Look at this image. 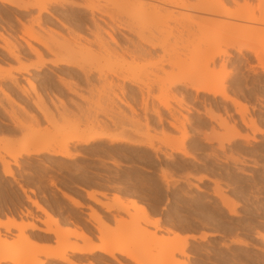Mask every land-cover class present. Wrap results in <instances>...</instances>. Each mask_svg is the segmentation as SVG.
<instances>
[{"label": "rangeland", "instance_id": "374dc122", "mask_svg": "<svg viewBox=\"0 0 264 264\" xmlns=\"http://www.w3.org/2000/svg\"><path fill=\"white\" fill-rule=\"evenodd\" d=\"M20 1L30 3L34 0ZM66 1L83 3L81 0ZM118 1L130 2L132 0ZM206 1L207 8L216 6L213 0ZM224 1L227 4L225 8L228 11H235L240 5L244 6L242 4L245 3V13L264 19V0H235V3H232L231 0ZM193 2V0H187L188 4ZM51 8L53 9L54 6ZM57 9L60 15L58 16L60 19H58L61 21H64L62 17H68L71 14V8L68 5ZM217 9L220 10L222 8L217 7ZM16 13L22 15V21L24 20L23 22L29 25L30 23L28 22L31 16L32 18L36 16V10H30V14H21V12L16 11L13 7L0 4V34L8 42L17 40L21 43L17 39V36L21 35L22 28L15 21L14 16ZM25 14L28 15L26 16ZM181 15L188 16L190 20L199 16L201 19L211 20V23L202 29L199 43L190 46L188 49L185 46L181 48L174 46L173 40L169 42L166 47L168 58L174 60L175 65L165 66V73L189 78L191 82L199 83L202 81L201 83H204L206 80V82H210L211 84L216 82L215 86H223L229 97L240 100L247 108L244 114L246 120L252 119L256 128L264 132V71L254 60L253 53L242 51L238 54L234 49H226L222 43L218 42L221 39L219 35H222L221 32H224L223 30L228 27H238L242 23L236 20H227L204 14L198 15L191 11H179V13L167 17L168 21L166 24L174 35L176 34L175 32L180 31L178 30L179 28L175 27L176 23L174 20H180ZM78 16L74 18L81 21V23L90 24V21L87 20L90 16L89 12L80 10ZM99 18L102 19L100 20ZM95 19L104 29L109 30L106 27L107 25L102 22L104 20L108 23L106 17L102 14H95ZM67 24L66 29L57 24L55 25L57 30L63 35H67L69 30L77 31L70 23ZM184 24L186 25V23ZM34 27L36 26L34 25ZM33 28V32L43 34L45 37L50 33L46 26L42 30L37 29V27ZM262 28L263 33L257 42H241L240 46L243 47L246 44H264V22ZM43 30L45 33L42 32ZM87 32L85 28H82L81 34L90 38ZM113 35L120 40L122 38L124 40L122 42L125 44L127 40L134 39L133 35L128 31L116 30V32H113ZM5 44L4 41L0 40V48L5 47ZM224 49H226L227 54L220 58H215L213 65L208 63L209 69L213 68V71L211 73L208 71L210 74L204 75L202 73L203 67L208 61L210 54ZM90 51L95 52V49L92 47ZM156 53L160 54V51ZM19 54L30 58V60L33 59L31 55L27 54L26 49H20ZM52 58L51 56L44 57L46 61L49 60L48 62ZM128 62L129 59L127 57H121L118 54L111 57H101L94 64V67L99 68L103 73L107 74L108 71L123 67ZM153 62L154 59L148 58L136 61L135 65L149 72ZM222 63L225 65L226 73L224 75L228 74L226 77L218 72L219 66ZM14 66H16V63L8 58L7 54L0 49V70ZM47 67L51 72L44 70L40 74L41 76L38 78L39 86L44 79L49 80V83H51V77H54L52 73L57 72L56 74H60L62 73L61 70L65 68L61 65H58L56 68L52 66ZM150 75L146 72V74L144 73L141 76L140 80L144 84L151 85L155 79ZM95 77L97 78L96 74L94 75ZM164 77L163 74L158 75L160 79ZM77 81L75 80L78 86L76 87L78 88L76 94H70L68 97L61 93L63 88L56 81H53V85L60 87L61 92L59 93L57 90L54 91L55 88L51 89L48 86L46 88L43 86L39 87L40 94L44 98L46 97V102L50 104V114L53 117V114L56 117L58 115V118L51 123H30L22 113L18 112L15 103L12 104L6 101L0 95V103L3 108L8 112L16 113L17 121L25 128L24 131L13 129L8 124L11 122L7 119V115L0 108V138L10 140V147L16 150L23 145L31 130L48 132L52 137L56 136L58 139L63 134L64 136L65 134L69 136V132L76 126L73 123L68 124L69 119L75 120L82 116L81 113L75 110L77 106L80 105L85 110V107L88 108L87 105L97 102L106 104L107 99L112 97L107 90L101 89L99 82L96 83L98 85L94 84L97 90H93L92 94H89L87 91L91 87L87 88L81 81ZM18 82L25 83L24 80L19 78ZM118 84L121 85V82H118ZM156 84H152L150 97L147 100L149 107L151 104H154V107H156L158 101L155 99L161 97L167 100L176 115H178L177 111H179L187 117L189 123L185 125L187 131L185 147L190 154L189 158L174 154L163 145L162 132L168 135L167 139L169 140L180 136L178 130L169 127L167 121L172 120H170L171 118L167 112L165 113V111L163 112L160 109L164 120L162 123H159L151 112H148L145 116L143 115V112L139 109V98L133 102L127 96L126 101L132 105L134 112L132 113L129 108L121 106L122 109L120 111L123 113L121 114L119 111L120 114L118 112L119 115H115V117L118 118L119 116L120 120L124 119L123 126H115L113 128L110 126L108 133L112 135L115 133L117 136V134L123 131L125 133L118 136L124 135L129 139L143 140L144 142L148 141L145 138V134L148 133L147 137H149L150 142L157 150L156 154L143 146L131 147L119 144L109 146L105 141H100L86 147L70 145L69 152L80 155L73 160L57 159L44 155L36 158L23 157V159L18 160V167L11 166L12 172L21 185L34 190V195H30V198L40 202L58 220L56 219V224L46 222L44 215L36 211L28 203L26 197L18 189L17 183H14L8 177L2 176L1 172L0 219L12 215L15 219L22 220V222L34 225L40 229L52 228L54 225L61 227L62 223L66 222L74 231L54 237V247L44 249L45 251L55 249L56 254L66 252V249L57 248L60 243L67 244L68 247L82 244L83 239L77 235L80 231L89 236L91 242L94 240H98L99 243L101 242V236L98 231L86 223V220H88L87 213L81 210L84 209L88 213L91 210L98 212L101 220L108 227V238L114 239L118 244L127 245V250L140 257L143 264H264V135H253L250 128L241 124L235 108L218 97L214 99L204 94L195 96V93L187 86L170 88L168 94H160L159 85ZM9 86L10 83L8 81L0 82V87L8 88ZM80 88L83 90H80ZM134 90L137 91L135 88ZM114 91L118 92L116 89ZM47 92L49 93L47 94ZM12 93L15 94L16 91L14 90ZM177 100L183 101L181 107L177 104ZM60 102H63L64 109H67L66 111H63V106H60ZM64 102L70 103V106L72 105L71 110H68L69 108L66 107ZM116 106L118 107L119 105L117 104ZM209 110H211L210 114H214L213 116L216 118H208L207 113ZM28 111L31 112V109L28 108ZM98 116V119L104 121L106 119V122L109 120L108 116ZM219 116L222 119L225 118L229 125L236 122L239 128L238 133L242 137L231 144L223 143V150L219 149L215 141L217 138H220L218 136H224L225 133L224 129L219 126L220 121L217 119ZM65 120L68 121L65 122ZM135 122H139V124L131 126ZM145 123L148 125L147 130L144 127ZM134 130H138L139 134H134ZM6 145H8L7 142L5 144L4 141L0 142V148ZM6 160H9V158L6 157ZM161 171H166L170 175L169 180L174 182V186L169 189L166 188L160 177ZM200 176L209 177L210 180L198 182L196 178ZM50 181L57 188L78 199L83 207L78 209L79 211L71 210L72 208L68 206L69 203L62 199L56 190L50 186ZM214 181L217 183L215 182V184ZM216 186H219L218 189L221 191V195L225 196L224 198L228 200L227 202L231 203L230 205H232L236 216L229 217L227 215V210L222 207L223 204L217 197L220 193L216 191ZM80 189L105 194V198L97 196L98 199H107L110 193L118 194L123 198L128 195L134 196L146 205L150 217L158 220L160 231L157 232V235L163 234L168 229L181 235L199 236L200 234L208 233L214 234V236L208 237L205 241L198 239L195 241L188 240L185 255H173L174 261H171V251L173 248L166 247L164 243H156L154 239L142 234L140 232L142 224L134 226H127L124 222L116 224L115 220L119 216L127 219L128 215L116 208L106 211L86 199ZM129 212L131 213L132 211L130 210ZM24 214L28 216H24ZM112 223L115 224L114 227H111ZM146 228L148 230L152 229L149 226ZM31 232L26 230L24 233L25 237L18 238L15 236V231L9 230L6 232L0 229V237H4L8 241L11 240L13 243H21L24 238H27V235L30 238L29 240L35 244L32 241L33 235H31ZM40 233V235L43 234L42 232ZM232 241H241L245 246H235ZM19 249L22 251L21 255H26L23 257V261L29 259L25 264H34V262L40 261L39 256H42L44 253V250L38 248L36 244L33 246H27L26 244ZM29 251H31V254H27ZM65 257L77 264H86L88 262H92L93 264L113 263L107 256H103L104 259H99L96 255L84 256L66 252ZM119 258L125 264H133L125 257L120 256Z\"/></svg>", "mask_w": 264, "mask_h": 264}, {"label": "bare ground", "instance_id": "6f19581e", "mask_svg": "<svg viewBox=\"0 0 264 264\" xmlns=\"http://www.w3.org/2000/svg\"><path fill=\"white\" fill-rule=\"evenodd\" d=\"M193 1V3L188 4L187 0H132L130 2L118 0H81L83 3L79 4L71 1L65 2V0H34L30 3H23L20 0H0V4L13 7L16 9V11L21 12V14L29 13L30 10H36V16L33 18L31 16V19L28 22L30 23L29 25H26L23 22L24 20L22 21V15L16 13L14 16L15 21L22 28L21 35L17 36V39L21 41V43L17 40H14V42H8V40H6L3 35L0 34V40L6 43L5 47H1L0 49L7 54L8 58L12 59L16 63V66L14 67L0 70V82L8 81L10 83L8 88L0 87V95L6 101L12 104L15 103L18 108V112L22 113L30 121V123H51L56 118H58V115L56 117V115L52 113L55 117L54 118L50 114V104L46 102V97L44 98L39 92V87L41 86L45 88L48 86L51 89L55 88L54 91L57 90L58 93L61 92L59 86L53 85V81L59 83V85L63 88L61 93L67 95V97L70 94H76L78 89L76 87L78 86L75 80L81 81V83L87 88L91 87L87 91L89 94H92L93 90H97L94 84L99 82L101 84V89L107 90L112 95L111 98L109 97L107 99L106 104L97 102L95 104L87 105L88 108L85 107V110H83V107L81 108L80 105H76L77 108H75V110L81 113L82 116L75 120L69 119L68 124L73 123L76 125L75 128L69 132V136L68 134H65V136L63 134V137L60 135L61 138L59 137L60 139H58L56 136L52 137L48 132L31 130L26 140H24L23 145L16 150L10 147V140H7L6 138H0L1 143L2 141H4V144L5 142L8 143V145L0 148L1 175L8 177L14 183H17L18 189L26 197L28 203H30L31 207L36 209V211L44 215L46 222L56 224L57 218H54L46 210V208L40 204V202L30 198V195H34V190L32 188L25 187L18 182V179L11 170V166L18 167V160L23 159V157L36 158L42 155L57 159L73 160L80 155L71 154L69 152L70 145L86 147L100 141H105L109 146L118 144L128 145L131 147L143 146L156 154L157 150L150 142L149 137H147L148 133L145 134V138L148 140L147 142H144L143 140L129 139L124 135L118 136L122 133H125L123 131H121L120 134H117V136L115 133L114 135L108 133V131H110V126L111 128L115 126H123L124 119H121V121L119 116L118 118L115 117V115H119L120 112L121 114L123 113L120 111L122 109L121 106L129 108L132 113L134 112L132 105L126 101L127 96L133 102L139 98V109L143 112V115L145 116L148 112H151V114L157 119L159 123H162L164 120L160 109H162L163 112L165 111V113L167 112L171 118L170 120H172L167 121L169 127L178 130L180 132V136L178 138L169 140L167 139L168 135L162 132L163 145L169 148L174 154L181 155L184 158L190 157V154L185 147V141L187 139L185 125L186 123H189L187 117L179 111H177L178 115H176L175 111L172 110L167 100L162 99L161 97H157L155 99L158 101L156 107H154V104H151L149 107L147 100L150 97L151 88L153 87L154 83L159 85L160 94H168L170 92V88L187 86L195 93V96L204 94L205 96L208 95L214 99L218 97L221 100L228 102L235 108L236 113L239 115L241 124L250 128L253 135H264L262 130L256 128L252 119H249L248 121L246 120L244 114L246 113L247 108L240 102V100L229 97L223 86H215V81H213L215 83L212 84L210 82H206V80L204 83H201L202 81L199 83L191 82L189 78L165 73V66L175 65V61L168 58L166 47L169 42L173 40L174 46L179 48L185 46L186 49H188L190 46L199 43L202 35V29L211 23V20L201 19L199 16H196L190 20L188 16L181 15L180 20H174L176 23L175 27L179 28L178 30H180L175 32L176 34L174 35L166 24L168 21L167 17L175 13L177 14L179 11H191L198 15L204 14L212 17H219L241 22L242 24L238 27H228L226 29L224 27L225 30H223L224 32H221V36L219 35L221 39L219 38L220 40L218 39V42L222 43L226 49H234L238 54H240L242 51L253 53L254 60L260 65L262 71H264V44H246L243 47L240 46L241 42H257L260 39V36L263 33V18L254 17L253 15H248L245 13L246 4L244 2V4H242L244 6L240 5L241 7L239 6L237 10L228 11L225 8L227 4L224 0H213L216 5L213 8L206 7V0ZM231 1L232 3H235V0ZM65 5H68V7L71 8V14L68 17H62L64 21H61L58 17L60 15L58 14L59 10L57 8H62V6ZM52 6H54L53 9L51 8ZM217 7H221L222 9L218 10ZM80 10L89 12L90 16L89 19H87L90 21L89 25L85 24V22L81 23V21L74 18L79 15ZM95 14H102L107 18L108 23L104 20L102 22L107 25L106 27H108L109 30L104 29V27H102L101 24L97 22L95 19ZM26 18L28 19V17ZM65 22L66 24L70 23L77 31L69 30L67 35L61 34V32L57 30L55 24L66 29L68 24L66 25ZM184 23H186V25ZM34 25L37 27V29L39 28V30H42V28L46 26L50 33H47L48 35L45 37L43 34L33 32L34 30H32V28ZM82 28H85V30L88 31L87 33L90 38L81 34ZM116 30H122L126 32L128 31L133 35L134 39L127 40V43L125 44L122 42L124 41L122 38L120 40L113 35V32H116ZM42 32H44V30ZM92 47L95 49V52L90 51ZM22 48L26 49L27 54L33 57L32 60L19 54V51ZM226 49L218 50L210 54L208 61L203 67L202 73L204 75L210 74L213 71V68L211 70L209 69L208 63L213 65L215 58L225 56L227 54ZM157 51H160V54H157ZM118 54L121 57L124 56L129 59V62L123 67L112 69L111 71H108L107 74L103 73L99 68L94 67V64L98 62L101 57H111L112 55ZM44 55L46 58L48 56L53 58L50 62H48L49 60L46 61L44 59ZM148 58L154 59L153 64L150 66L151 68L149 69V72L144 71L135 65L136 61ZM58 65L65 67L62 70L60 69L62 73H52V75L54 74V77H51L52 84L49 83V80L44 79L39 86L38 78H40V74L43 73L44 70L51 72L47 66L56 68ZM146 72L148 75L151 74L150 76L154 77L155 80L153 79V85L144 84L140 80L141 76L144 75V73L146 74ZM218 72L222 75L226 73L225 65L223 63L219 66ZM95 74L97 75V78H94ZM161 74L165 76L163 79L158 78V75ZM24 75L26 76L23 77ZM227 75L224 76L226 77ZM64 77L69 80L66 81ZM18 78L24 80L25 83L22 84L18 82ZM118 82H121V85H119ZM134 88L137 89V91L134 90ZM13 89L16 91L15 94L12 93V91H14ZM115 89L118 91L117 93L114 91ZM80 90L83 89L80 88ZM48 93L49 92H47V94ZM66 103L65 105L67 108H69L68 110H71L70 108L72 105L70 106V103ZM59 104L60 106H63L62 108L64 111L65 107L63 102H60ZM117 104L119 105L118 107L116 106ZM177 104L179 107H181L183 101L177 100ZM0 108L3 109V112H5L7 115V119L9 122H11L13 129H16L17 131L25 130L20 122L17 121L16 113L6 111L1 103ZM28 108L31 109V112L28 111ZM210 111L211 110H209L207 113L208 118H216L213 116L214 114H210ZM97 115L108 116L109 120L106 122V119L105 121L98 119ZM217 119L220 121L219 126L224 129L225 133L224 136H218L220 138L217 139L215 138V141L217 142L219 149L223 150V143L231 144L242 137L238 133L239 128L236 125V122L229 125L225 118L222 119L219 116ZM67 121L65 120V122ZM124 122L126 123V121ZM137 124H139V122H135V124H132L131 126H135ZM144 127L146 130L148 129L147 123L144 124ZM133 133L139 134L138 130H134ZM245 141L247 140L245 139ZM6 157H8L9 160H6ZM160 177L167 189L174 186V182L169 180L170 175H168L166 171H161ZM196 180L201 182L203 180L210 179L206 176H200L196 178ZM215 182L216 181H214V183ZM50 186H52L60 195V197L67 201L75 210L81 209L83 207L82 203L78 199L73 197L71 194L57 188L51 181ZM218 187L216 186V191H218L220 195L217 197L221 200L223 204L222 207L227 210V215H229V217L236 216L232 205H230L231 203L227 202L228 200L224 198L225 196L221 195V191L218 189ZM80 190L84 193L86 199L100 206L106 211L116 208L128 215L127 219L119 216V218L115 220L116 224L120 222H124L127 226L142 224L140 228V232H142V234L154 239L156 243H164L166 247L173 248L171 251V261H174L173 255H185V249L188 246V240L195 241L198 239L200 241H205L208 237L214 236V234L208 233H203L199 236L189 234L181 235L178 232L168 229L164 231V235H157V232L160 231L158 220L150 217L146 205L137 200L134 196L128 195L123 198L118 194H113L110 202H103L98 199L97 196L105 198L106 196L104 193H97L95 191L86 189ZM130 210L132 211L131 213L129 212ZM24 216L28 215L24 214ZM87 216L88 220H86V223L97 230L101 236V242L99 245H95L93 242H91L89 236H87L83 231H80L77 235L83 239L82 244L68 247L67 244L60 243V245L58 244L57 246L58 249H66V252L71 254H79L84 256L97 254L96 257L99 259H104L103 256H107L116 264H125L122 262V260H120V256L127 258L133 264H143V262L140 260V257L127 250V245L118 244L116 241H114V239L108 238V227L106 226L105 222L101 220V216L98 212L91 210ZM148 226L152 229L148 230L146 228ZM0 229H3L6 232L13 230L16 232L15 236L18 238L25 237L24 233L26 230L42 232L45 235L53 237H58L64 233H72L74 231L69 228L57 227L56 225H54L52 228L48 227L47 229H40L34 225L24 223L22 220L15 219L12 215L5 216L4 220L0 219ZM26 237L27 238H24L21 243H13L11 240L8 241L6 238L0 237V264H25L27 261H29V259L27 261H23V257L26 255H21L20 253L22 251L19 249L26 244L27 246L35 245L29 240V236L26 235ZM232 243L235 246H245V244L241 241H232ZM66 252H62V254H56L55 249H49L46 251L44 250L42 256L45 258H53L55 261L63 264H77L73 260H69L65 257ZM27 254H31V251L27 252ZM34 264H45V262L41 260L34 262ZM86 264L93 263L88 262Z\"/></svg>", "mask_w": 264, "mask_h": 264}, {"label": "crops", "instance_id": "0c3cea01", "mask_svg": "<svg viewBox=\"0 0 264 264\" xmlns=\"http://www.w3.org/2000/svg\"><path fill=\"white\" fill-rule=\"evenodd\" d=\"M4 124H7V123H4ZM8 124H10L11 126H12V124L11 123H8ZM112 195H113V193H110L109 195H108V197H107V199H101L103 202H110L111 201V198H112ZM85 196V195H84ZM86 198V197H85ZM68 206L70 207V208H72L71 210H74V211H76L75 209H73V207L70 205V204H68ZM83 212H85V213H87L88 214V212L86 211V210H84V209H81ZM79 211V210H78ZM41 217V216H40ZM41 218H43V217H41ZM2 220H4L5 219V217H3V218H1ZM86 219V218H85ZM114 223H112L111 224V227H114ZM61 227L62 228H69V229H72V227L71 226H69L66 222H63L62 223V225H61ZM43 229V228H42ZM41 233L40 232H38V231H32L31 232V235H33L32 237H33V239H32V241L38 246V248H40V249H46V248H48V247H54V237L53 236H49V235H45V234H42V235H40ZM93 243L95 244V245H99V241L98 240H94L93 241ZM94 255H97V254H94ZM103 256V255H102ZM39 260L41 261V260H43L44 262H45V264H54V263H56L57 261H55L54 262V259L53 258H45L44 256H39ZM56 264H60L59 262H57ZM112 264H115L114 262L112 263Z\"/></svg>", "mask_w": 264, "mask_h": 264}]
</instances>
